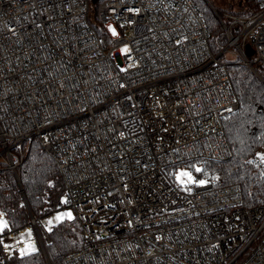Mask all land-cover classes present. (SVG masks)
<instances>
[{
	"label": "built area",
	"instance_id": "1",
	"mask_svg": "<svg viewBox=\"0 0 264 264\" xmlns=\"http://www.w3.org/2000/svg\"><path fill=\"white\" fill-rule=\"evenodd\" d=\"M255 1L247 16L226 14L228 44L216 55L193 0H105L104 34L89 0H0V170L20 179L40 140L86 243L66 264H264V207L245 208L240 184L171 173L233 157L224 122L239 100L221 56L263 79L264 0Z\"/></svg>",
	"mask_w": 264,
	"mask_h": 264
},
{
	"label": "trees",
	"instance_id": "2",
	"mask_svg": "<svg viewBox=\"0 0 264 264\" xmlns=\"http://www.w3.org/2000/svg\"><path fill=\"white\" fill-rule=\"evenodd\" d=\"M104 1L89 0V21L100 34L106 32L98 18L99 7ZM193 2L207 24L210 49L218 55L228 44L223 23L228 25L229 20L221 16L223 10L212 0L209 2L214 9L207 0ZM257 8L255 0H232L229 13L247 16ZM221 60L228 66L239 100L238 111L224 122L233 157L226 161L195 162L204 170L203 177L215 186L240 184L245 208L264 207V163L260 159L264 155V65L255 63L263 77L260 79L234 53L222 55ZM177 169L173 167L171 173ZM19 172L20 179L9 170H0V213L4 214L6 225L2 228L3 236L31 229L32 217L41 222L67 207L72 209L69 203L63 202L66 191L58 166L39 139L32 140ZM47 237L49 241L45 246L50 262L41 247L23 255L22 250L10 243L8 264H66V256L86 245L75 212L72 218L53 225Z\"/></svg>",
	"mask_w": 264,
	"mask_h": 264
},
{
	"label": "rangeland",
	"instance_id": "3",
	"mask_svg": "<svg viewBox=\"0 0 264 264\" xmlns=\"http://www.w3.org/2000/svg\"><path fill=\"white\" fill-rule=\"evenodd\" d=\"M212 1L214 2V5L217 8H220L221 10H223V12L221 13V16L223 18L227 19L226 14H230L229 10H231V9H229V6H230V3L232 2V0H212ZM234 9H235V7H234ZM108 29H109V32L113 38H116L119 35L118 31L116 30V28L114 26H110ZM113 30L115 31V35L113 34ZM263 77H264V75H263ZM188 164L189 165H186L185 168L181 167V168L177 169L175 172H177L179 174L184 169H187V172H191L192 176L194 177L195 180H199V179L206 180L205 177H203V171L202 172L195 171L196 168L202 169L199 162L194 161V162H189ZM181 180L184 181V180H186V178H181ZM65 213H71V218L74 216L73 210L71 208L67 207V208L61 210L60 212L53 214L50 217L44 218L41 222H38L37 227L39 229L42 240H44V243L47 241V231L50 230L51 227L53 225H55L56 223H58L59 221L68 218V216H66ZM57 216H60L61 219L57 220L56 219ZM0 221H2L5 224V220L0 218ZM49 221H52V223H49ZM32 237L34 238L32 240H35V244L31 242ZM19 239H23L24 243H25V247L22 249L23 252H31V251H33V249L35 250L36 248L41 247V241L38 238L37 228L34 226L31 229H26V231L16 234L15 239H13V240H11L9 235L3 236L2 242L8 244V248L10 251V249H11L10 243L14 244L16 246L15 243Z\"/></svg>",
	"mask_w": 264,
	"mask_h": 264
},
{
	"label": "snow or ice",
	"instance_id": "4",
	"mask_svg": "<svg viewBox=\"0 0 264 264\" xmlns=\"http://www.w3.org/2000/svg\"><path fill=\"white\" fill-rule=\"evenodd\" d=\"M113 34L115 35V31H114V30H113ZM260 159H261V163H264V155H261V158H260ZM195 171H197V172H202V171H204V170L201 169V168H196ZM177 178H178V179L186 178V181H187V182H190V183H199V184H201V185L207 183V182L204 181V180L196 181V180L194 179V177L192 176V173H191V172H187V171H182V172H180ZM182 182H183V180H182ZM65 215L68 216V218H71V213H65ZM56 219H57V220H60L61 217H60V216H57ZM49 223H52V221H49ZM5 226H6V225H5L2 221H0V230H2V228L5 227ZM33 250H34V249H33Z\"/></svg>",
	"mask_w": 264,
	"mask_h": 264
},
{
	"label": "water",
	"instance_id": "5",
	"mask_svg": "<svg viewBox=\"0 0 264 264\" xmlns=\"http://www.w3.org/2000/svg\"><path fill=\"white\" fill-rule=\"evenodd\" d=\"M96 1H98V0H93V2H96ZM207 1L209 2V0H207ZM209 4L214 9L213 5L210 2H209ZM246 54L249 57H252L254 55V49L250 45H247V47H246ZM26 204L28 206V203L27 202H26ZM28 208H29V206H28ZM36 228H37V232H38V238L41 241V249L43 250L46 258L48 259V261L50 262V259H49L48 254H47V250H46V246H45L44 240H42V238H41V235H40V232H39L38 227H36Z\"/></svg>",
	"mask_w": 264,
	"mask_h": 264
},
{
	"label": "crops",
	"instance_id": "6",
	"mask_svg": "<svg viewBox=\"0 0 264 264\" xmlns=\"http://www.w3.org/2000/svg\"><path fill=\"white\" fill-rule=\"evenodd\" d=\"M1 215H2V216H1ZM1 215H0V218L4 220V215H3V213H1ZM36 249H37V248H36ZM36 249H35V250H36ZM23 254H24V255H25V254H28V252H23Z\"/></svg>",
	"mask_w": 264,
	"mask_h": 264
}]
</instances>
